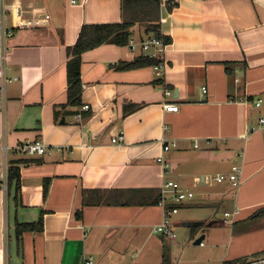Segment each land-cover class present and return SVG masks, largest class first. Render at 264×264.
I'll return each mask as SVG.
<instances>
[{"label":"crops","instance_id":"obj_1","mask_svg":"<svg viewBox=\"0 0 264 264\" xmlns=\"http://www.w3.org/2000/svg\"><path fill=\"white\" fill-rule=\"evenodd\" d=\"M123 1L6 0L8 75L19 80L0 113V264H237L264 254V0H161L151 15L169 39L160 74L117 70L143 53L106 43L82 55V103L67 107V48L84 26L133 22L131 37L141 27L137 40L152 36L142 4L125 0L124 11ZM167 103L179 111L167 113ZM128 104L139 108L126 115ZM121 131L125 141L113 144ZM162 141L178 146L164 153ZM30 142L69 150L16 152ZM12 163L17 194L4 179ZM235 165L238 189L209 184ZM168 180L194 193L172 218L176 239L154 232ZM41 217V232L17 237V223Z\"/></svg>","mask_w":264,"mask_h":264},{"label":"built area","instance_id":"obj_2","mask_svg":"<svg viewBox=\"0 0 264 264\" xmlns=\"http://www.w3.org/2000/svg\"><path fill=\"white\" fill-rule=\"evenodd\" d=\"M70 4L76 5L82 2V0H68ZM11 6L6 2V0H0V113H4L7 105V86L8 84L17 82L18 77H10L8 75V65H7V53H8V43L10 39L13 38L15 34V28L10 27L7 22V17ZM128 48L133 52L141 51L144 57L157 58L162 54L167 46L163 36H149L145 40H137L134 36L129 38ZM151 52H153L151 54ZM154 69L158 74H160V69L162 65L158 64L154 66ZM203 93H207V89L203 88ZM167 95L171 93L166 92ZM252 105L259 109L262 106L263 101L258 99L251 102ZM82 110L88 111L89 106H83ZM164 110L167 113H176L179 111V106L171 103L164 105ZM82 119L81 115H75L74 122H80ZM264 127V115L258 119V128ZM125 141V133L121 131L118 136L112 139L113 144H121ZM163 152L168 153L172 149L177 148L178 143L176 141L166 142L162 141ZM195 147L198 144L195 143ZM5 149V148H4ZM68 147L64 146H49L42 142H30L25 144L17 145L16 152L27 156H52L54 154H62L67 152ZM6 152V149H5ZM157 163L162 167L164 174H169L171 170V164L168 162L164 156H160L157 159ZM7 170L6 166L4 170V179L7 181ZM209 184L212 183H224L228 181L234 189H238L242 184V166L235 165L232 167L231 172L227 175H217L209 180ZM194 197V193L189 190H184L178 183L168 180L161 187V197L158 203L164 209V217L162 222L155 227L154 232L159 235L168 237L169 239H176L177 234L174 231L173 217L179 211V206ZM234 217L229 213L225 214L224 223L229 222L230 217ZM201 246L204 244L201 243ZM84 264H95L92 257L85 259ZM237 264H264V254L256 258H246L240 260Z\"/></svg>","mask_w":264,"mask_h":264},{"label":"trees","instance_id":"obj_3","mask_svg":"<svg viewBox=\"0 0 264 264\" xmlns=\"http://www.w3.org/2000/svg\"><path fill=\"white\" fill-rule=\"evenodd\" d=\"M124 11L128 7H125ZM161 0H135V6L142 4V22L146 24V33L152 36L161 37L160 26L152 20L151 16L155 9L159 7ZM133 22H124L118 25H95L84 26L80 32L76 44L67 48L68 62L67 82H68V103L67 107L78 108L82 103L83 84L81 79L82 55L85 52L98 48L106 43H111L119 47H126L131 37V27ZM164 39V37H163ZM165 43H169V39H164ZM160 64L157 58L140 56L132 62L119 63L117 70L129 71L145 67H152ZM139 106L128 104L125 106V114H130L137 110ZM18 163H12L7 170V187L8 190L14 188L17 194L20 190V170ZM49 190L48 181L44 184V197L47 196ZM16 199V195H15ZM43 230V217L36 223L16 224L15 231L17 237L23 236L26 232H41Z\"/></svg>","mask_w":264,"mask_h":264},{"label":"rangeland","instance_id":"obj_4","mask_svg":"<svg viewBox=\"0 0 264 264\" xmlns=\"http://www.w3.org/2000/svg\"><path fill=\"white\" fill-rule=\"evenodd\" d=\"M135 32H137V33H135V37L138 38V35H136V34H139V33H142V32H143L142 27H141L140 29L136 30ZM138 32H139V33H138ZM145 38H146V37H145Z\"/></svg>","mask_w":264,"mask_h":264},{"label":"water","instance_id":"obj_5","mask_svg":"<svg viewBox=\"0 0 264 264\" xmlns=\"http://www.w3.org/2000/svg\"><path fill=\"white\" fill-rule=\"evenodd\" d=\"M64 122H65V120L63 119L62 124H64ZM200 242H201V239H199L196 244H199Z\"/></svg>","mask_w":264,"mask_h":264}]
</instances>
